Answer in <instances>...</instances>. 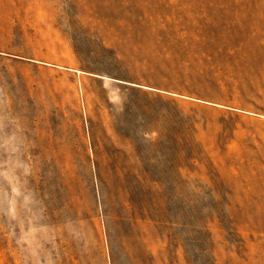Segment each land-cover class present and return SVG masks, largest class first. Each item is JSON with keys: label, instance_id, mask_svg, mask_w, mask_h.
Returning a JSON list of instances; mask_svg holds the SVG:
<instances>
[{"label": "rangeland", "instance_id": "rangeland-1", "mask_svg": "<svg viewBox=\"0 0 264 264\" xmlns=\"http://www.w3.org/2000/svg\"><path fill=\"white\" fill-rule=\"evenodd\" d=\"M0 264H264V0H0Z\"/></svg>", "mask_w": 264, "mask_h": 264}]
</instances>
